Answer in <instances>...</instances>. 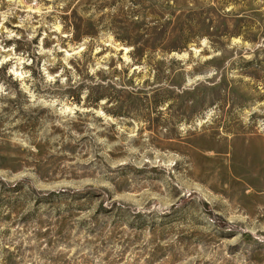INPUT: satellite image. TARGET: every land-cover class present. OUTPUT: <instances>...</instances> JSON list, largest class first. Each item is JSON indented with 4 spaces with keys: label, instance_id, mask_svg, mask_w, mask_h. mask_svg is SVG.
Listing matches in <instances>:
<instances>
[{
    "label": "rangeland",
    "instance_id": "1",
    "mask_svg": "<svg viewBox=\"0 0 264 264\" xmlns=\"http://www.w3.org/2000/svg\"><path fill=\"white\" fill-rule=\"evenodd\" d=\"M0 264H264V0H0Z\"/></svg>",
    "mask_w": 264,
    "mask_h": 264
}]
</instances>
